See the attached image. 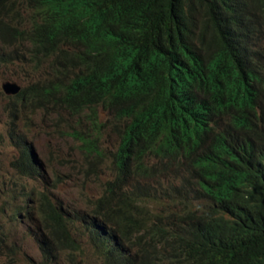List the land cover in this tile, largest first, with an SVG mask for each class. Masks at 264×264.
<instances>
[{"label":"trees","instance_id":"obj_1","mask_svg":"<svg viewBox=\"0 0 264 264\" xmlns=\"http://www.w3.org/2000/svg\"><path fill=\"white\" fill-rule=\"evenodd\" d=\"M29 1L31 27L13 34L30 60L81 68L14 99L88 112L97 135L73 137L96 158L101 128L120 140L86 210L41 194L28 211L44 259L75 263L86 238L102 264H264V0ZM26 5L0 0L7 16ZM17 143L12 167L41 176Z\"/></svg>","mask_w":264,"mask_h":264},{"label":"rangeland","instance_id":"obj_2","mask_svg":"<svg viewBox=\"0 0 264 264\" xmlns=\"http://www.w3.org/2000/svg\"><path fill=\"white\" fill-rule=\"evenodd\" d=\"M24 16L21 11L7 16L5 10H0V236L6 239L0 264H9L12 256L22 264H102L86 238L75 263L70 261L68 251L52 263L47 262L37 241L42 231L28 218V211H32L41 194L70 213L86 210L88 201L100 198L105 183L114 177V153L120 140L109 125L101 128L100 147L105 156L96 158L73 137L75 130L97 135L88 112L75 114L58 106L39 109L37 104L23 103L14 99L16 95L4 92L6 82L17 83L22 91L48 73L46 62L31 61L29 44H20L13 34L17 28L30 29ZM10 28L13 30L8 31ZM101 121L106 122V116ZM20 139L33 149L41 176H24L12 167L19 156ZM14 214L19 216L15 222ZM34 217H38L35 212Z\"/></svg>","mask_w":264,"mask_h":264},{"label":"clouds","instance_id":"obj_3","mask_svg":"<svg viewBox=\"0 0 264 264\" xmlns=\"http://www.w3.org/2000/svg\"><path fill=\"white\" fill-rule=\"evenodd\" d=\"M25 1H26L27 5L25 7H23L22 12L25 14L24 17L27 19L28 24L31 27L30 18L32 19V17H33V11L35 9L34 8V3L33 2H30L29 0H25ZM18 7L19 6L17 4V8ZM250 13H251V15H256L255 14V9L254 8H251L250 9ZM256 16H263V14L260 11L258 13V15H256ZM53 60H54V58H53ZM37 62H42V63L43 62H46V64H47L46 71L48 73H46V77L44 79L40 80V81H46L47 79L56 80L57 78H67V79L75 78V77H77V74H78V72H79V70L81 68L80 64H78V66L75 69H73V68H71V69L70 68H61L59 71H52L50 69V65L52 63V59L51 58L46 59V60H42V61H37ZM36 83H38V82H36ZM22 91H20L16 96H18ZM9 96H15V95H9Z\"/></svg>","mask_w":264,"mask_h":264},{"label":"water","instance_id":"obj_4","mask_svg":"<svg viewBox=\"0 0 264 264\" xmlns=\"http://www.w3.org/2000/svg\"><path fill=\"white\" fill-rule=\"evenodd\" d=\"M3 90L7 95H17L21 91V87L14 82H6L3 85Z\"/></svg>","mask_w":264,"mask_h":264},{"label":"bare ground","instance_id":"obj_5","mask_svg":"<svg viewBox=\"0 0 264 264\" xmlns=\"http://www.w3.org/2000/svg\"><path fill=\"white\" fill-rule=\"evenodd\" d=\"M125 34H126V33H125ZM30 65H31V64H30ZM116 82H117V81H116ZM118 82H119V81H118ZM119 84H120V82H119ZM67 86H68V85H67ZM118 86H119V85H118ZM68 88H69V87H68ZM73 89H74V88H73ZM25 96H26V95H25ZM20 99H21V97H20ZM22 99H23V98H22ZM24 100H25V99H24ZM19 101H20V100H19ZM19 101H18V102H19ZM25 103H26V102H25ZM21 106H22V105H21ZM23 106H24V105H23ZM23 106H22V107H23ZM33 147H34V146H33ZM18 149H19V148H18ZM19 154H20V153H19ZM96 157H97V156H96ZM17 159H18V157H17ZM35 159H36V158H35ZM36 160H37V159H36ZM36 160H35V162H36ZM16 161H17V160H16ZM37 162H38V160H37ZM37 162H36V163H37ZM37 164H38V163H37ZM38 169L40 170V167H39ZM107 208H108V207H107ZM104 210H105V209H104Z\"/></svg>","mask_w":264,"mask_h":264}]
</instances>
